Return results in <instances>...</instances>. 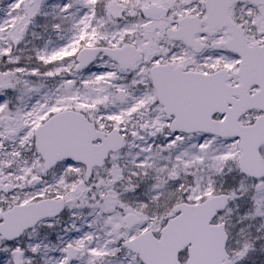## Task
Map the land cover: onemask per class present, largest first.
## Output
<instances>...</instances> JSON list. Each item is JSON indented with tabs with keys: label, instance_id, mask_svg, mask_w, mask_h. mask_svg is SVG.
<instances>
[{
	"label": "snow or ice",
	"instance_id": "snow-or-ice-1",
	"mask_svg": "<svg viewBox=\"0 0 264 264\" xmlns=\"http://www.w3.org/2000/svg\"><path fill=\"white\" fill-rule=\"evenodd\" d=\"M0 264H264V0H0Z\"/></svg>",
	"mask_w": 264,
	"mask_h": 264
}]
</instances>
